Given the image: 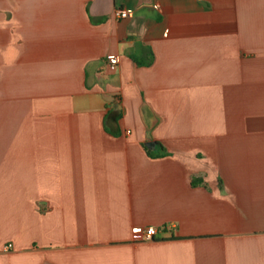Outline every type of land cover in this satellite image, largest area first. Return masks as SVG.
<instances>
[{
  "label": "crops",
  "instance_id": "crops-1",
  "mask_svg": "<svg viewBox=\"0 0 264 264\" xmlns=\"http://www.w3.org/2000/svg\"><path fill=\"white\" fill-rule=\"evenodd\" d=\"M8 242L0 264H264V0H0Z\"/></svg>",
  "mask_w": 264,
  "mask_h": 264
},
{
  "label": "built area",
  "instance_id": "built-area-1",
  "mask_svg": "<svg viewBox=\"0 0 264 264\" xmlns=\"http://www.w3.org/2000/svg\"><path fill=\"white\" fill-rule=\"evenodd\" d=\"M115 15L119 19H124L132 16V12L129 11L126 7H117L115 11ZM109 65L111 69L115 70L119 64V56L116 54H111L107 57ZM173 226V223L171 224ZM157 234V229L154 226H148L143 230L142 240L148 241L155 239V235ZM13 248L12 243H0V252H9Z\"/></svg>",
  "mask_w": 264,
  "mask_h": 264
},
{
  "label": "water",
  "instance_id": "water-1",
  "mask_svg": "<svg viewBox=\"0 0 264 264\" xmlns=\"http://www.w3.org/2000/svg\"><path fill=\"white\" fill-rule=\"evenodd\" d=\"M146 145H147L148 147H155V146H156V143L153 142V141H148V142H146Z\"/></svg>",
  "mask_w": 264,
  "mask_h": 264
},
{
  "label": "trees",
  "instance_id": "trees-1",
  "mask_svg": "<svg viewBox=\"0 0 264 264\" xmlns=\"http://www.w3.org/2000/svg\"><path fill=\"white\" fill-rule=\"evenodd\" d=\"M197 182H198L197 179L193 180V184H196Z\"/></svg>",
  "mask_w": 264,
  "mask_h": 264
}]
</instances>
